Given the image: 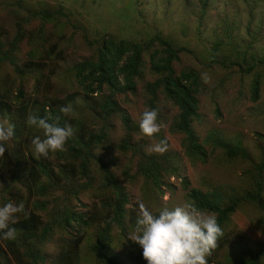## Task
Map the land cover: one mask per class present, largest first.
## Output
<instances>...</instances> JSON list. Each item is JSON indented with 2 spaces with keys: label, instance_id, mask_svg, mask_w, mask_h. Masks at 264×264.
I'll return each mask as SVG.
<instances>
[{
  "label": "trees",
  "instance_id": "16d2710c",
  "mask_svg": "<svg viewBox=\"0 0 264 264\" xmlns=\"http://www.w3.org/2000/svg\"><path fill=\"white\" fill-rule=\"evenodd\" d=\"M126 1L129 15L120 16L121 20L115 9L105 12L110 1L88 0L82 3L85 5L80 6L78 12L81 15L92 12L93 23L100 24L96 29L86 19L84 25L72 22V12L62 5H54L53 0H0V67L10 64L20 80L32 83L29 91L20 86L12 96L13 107L17 106L15 110L0 85V123H4L7 118L15 126V146L5 144V155L0 158V184L3 185L0 187V206L9 201L16 204L22 201L25 211L27 207H31L29 215L18 214L17 223L10 225L17 230L16 239L0 238V264H48L50 261L51 264H81L76 246L78 238L75 236L95 225L94 241L89 252L99 261L105 264H123V259L109 254V249L114 244L113 227H117L119 237L128 245L125 246L128 250L124 255H130L131 264H144L142 259L136 258L141 250L140 246L128 239L131 231L125 220L130 215L125 208L128 195L117 180L115 172L110 170H120V166L116 165V161L97 153V150L107 151L109 130L113 127V121L120 119L123 136L116 150L125 156L130 153L135 158L134 174L129 172L131 162L123 168L122 174L129 181L142 178L144 184L155 189V193L151 195L159 196L160 189L163 185L166 186L164 178L178 170L174 164L180 159L178 155L148 154L143 148L145 143L134 141V136L140 133L139 123H135L123 105H130V100L137 96L141 87L146 109L158 112L157 122L161 125V131L155 136H161L166 127L171 136L180 140L186 158L204 163L207 155L203 146L210 144L214 149H220L228 160L240 159L250 163L247 172L243 174L247 178V185L243 189L219 186L188 189L187 201L195 202L201 211L214 214L223 230L218 247L207 257V264H264V147L258 146L259 159H254L239 142L233 143L222 138L216 130L209 131L203 140L200 139L198 130L203 123V97H207L209 103L214 105L213 112L217 116L218 99L229 80V77L217 78L209 86L208 81L214 78V73L217 70H227L233 76H239L243 82L256 67L261 66L264 70V59L257 58L243 69L236 54L237 48L230 47V43L221 40L223 35L237 27L235 20L230 22L226 19L224 33H227L215 32L217 39L213 44L199 50L189 48L188 42H182L185 31L189 30L186 24L180 25L182 30L179 31V36L165 35L158 32L155 17L152 18L155 21L152 23L154 28L147 30L143 37L141 32L130 38L128 32L132 31L135 19L144 16L139 7L140 0ZM190 2L180 0L179 4L187 10ZM156 5L157 3L154 7L149 3L153 16L158 14ZM207 11L206 3L202 1L199 10L193 11L197 15L198 29L203 25ZM11 17L13 25H9L8 19ZM127 23L130 25L126 26ZM32 24L37 26L29 28ZM69 30H72L70 35ZM75 31L81 32L78 38ZM227 37L230 36L227 34ZM74 42L79 46L83 45L88 56L80 60L71 58L73 53L69 52ZM23 43L29 47L28 59L19 66L18 54ZM224 46L228 50L223 49ZM242 54L246 56L247 52ZM183 58L191 61L197 69L186 64L181 70H177L176 67L183 64ZM61 63L69 64L67 68L76 90L64 97L60 96L52 82ZM228 75L232 76L230 73ZM147 76L150 80H146ZM25 77L26 79H22ZM245 86L238 91L237 100L245 97L253 103L258 102L262 91L259 74L254 73L253 79ZM78 99L83 101L81 111H89L91 118L80 119L76 112L69 116L60 113L62 106L71 105ZM162 102L165 106H162ZM169 108L173 110L172 113ZM163 109L170 114L163 113ZM32 113L41 118L60 115L61 126L65 123L71 127L79 124V128L72 127L74 135L66 142L65 151L35 159L31 140L37 135L43 138V133L26 124L27 116ZM96 121L101 129L98 132L93 129L89 131ZM54 154L57 159L52 158ZM92 166L96 167L101 178V188L107 191L108 196L100 205L99 212L93 208L78 212L72 203L68 204L69 198L71 196L81 203L79 196L87 193L93 184L90 178ZM8 169L11 173L5 179L3 171ZM183 182L187 189V179H183ZM57 190H62L65 196L58 198L54 194ZM242 204H247L257 213L255 224L261 233V241L256 250L240 248L232 254L227 250L223 251L228 243L224 240L225 227L230 216ZM102 209L106 211V218ZM39 212L45 214L44 223ZM132 216L130 215V222H133ZM55 232L63 234V242L52 256L45 252V246ZM234 242L239 244L240 241L235 239Z\"/></svg>",
  "mask_w": 264,
  "mask_h": 264
},
{
  "label": "rangeland",
  "instance_id": "374dc122",
  "mask_svg": "<svg viewBox=\"0 0 264 264\" xmlns=\"http://www.w3.org/2000/svg\"><path fill=\"white\" fill-rule=\"evenodd\" d=\"M179 1L180 0H140L139 7L141 14L144 17L135 19L132 31L128 32L129 37L133 38V36L137 34L140 35L141 32H143L141 35V37H143L145 32L151 29L153 25L152 23L155 21L158 32L177 37L180 35L179 31L182 30L180 25L186 24L189 27V30L185 31L186 35L183 36L181 40L183 43L184 41L188 42L189 48L194 47L199 50L213 44V42L217 39L216 33H227H224V23L226 19L230 22L235 20L237 27L232 28L233 31L230 30L227 33L230 36L229 38L226 34L223 35L221 40H223L224 43H230V47L237 48L236 54L243 65V69H245L247 65L254 63L253 60L257 58L264 59V0H205L207 2L204 0H190V4H187V10L179 4ZM201 1L206 3L208 11L206 18L203 20V25L198 29V23L196 21L197 15L196 13H193V11L196 12L199 10L201 7ZM84 2H88V0H53L54 5H62L67 9V11L72 12V22L84 25L86 23V19L88 23H90L91 27L98 29L100 24L93 23L91 18L92 12H89V14L83 13V15L78 12L79 7L85 5L82 4ZM107 2L110 4H108V6L104 9L106 13L115 9L117 14L119 13V18L120 16L129 15V7L126 0H107ZM149 3H152L154 7L155 3H157V16H153ZM98 10H101V8H98ZM188 13L193 14L188 15ZM117 14L114 16L115 20ZM1 16L4 18V15ZM153 17L156 18L155 21H152ZM8 21L9 25L14 24L12 17L8 19ZM145 23H150L151 25L147 26ZM119 25L121 26V24ZM129 25L130 24L127 23L126 26ZM36 26L37 25L32 24L29 28H35ZM71 33L72 30H69L68 34L70 35ZM74 34L77 35L78 38L81 32L75 31ZM23 44L21 45V50L18 54L19 66H21L28 59L27 52L29 47ZM223 49L228 50V47L224 46ZM245 51L247 54L246 56H243L242 53ZM69 53H73L71 58L76 60H80L88 56V52L85 50L84 46H79L77 42L71 44ZM186 64L192 65L197 69V66H195L191 61L187 60V58H183V64L176 67L177 70H181V68ZM68 66L69 64L66 63L59 64L56 70V76L52 80L54 87L59 90L61 97H64L72 91H76L73 88L75 83L73 81V77H71L69 73V69L67 68ZM262 68L263 67L261 66L256 67L255 70L248 75V77L243 79V82H241L239 76H233L232 73L227 70H217L216 74L214 73V78L208 81L209 86H211L217 78L224 79L229 77V80L225 83L224 88L221 91L220 98L218 99L219 113L217 116H215L213 112L215 108L214 105L209 103L207 97H203L202 103H205L202 111L203 123L198 127L199 137L201 140L208 135L209 131L216 130L222 135V138L233 143L239 142L252 158L259 159L258 146L261 145L264 147V70ZM13 70L14 67L10 64H4L0 67V85L3 87V91H5L6 96L9 98L12 107L14 105L12 96L16 94V91L20 88V86L24 87L26 91H29L32 88V83L27 80H20ZM229 73L232 76H229ZM254 73L259 74L261 77L262 91L260 92L259 101L253 103L245 97L243 100L238 101V91L240 88L246 87V84H249L250 80L254 77ZM22 79H26V77ZM146 80H150V77L147 76ZM142 94L143 90L141 87L137 96L132 97L130 100V105H123V107L127 109V114L129 113L137 124L139 123L141 113L146 109ZM70 106L73 109L72 114H75L74 112H76V116L80 119L84 117L86 119L88 117L91 118V116H89L91 115L89 111H81L83 108L82 100L78 99ZM162 106H165V103H163ZM16 108L17 106L13 107L14 110ZM169 110L172 113L173 110L171 108H169ZM162 112L170 114V112H167L164 109ZM5 120L6 121H3L4 124L9 123L7 118ZM78 125H72V127L79 128ZM122 127L120 119L113 121V127L109 130L110 135L108 136L107 151L97 150V153L101 156H107L109 160L116 161V165L120 166V170H116L114 168L110 170L115 172L117 180L124 187L128 195V203L125 208L127 214L129 213L130 215H133V222H130V215L127 216L125 220L127 225H130V234L133 232L135 227V222L138 216V204L140 202H143L155 214L163 207H167L171 210L186 202L188 189L200 190L207 186H219L226 189H243L247 185V178L243 174L246 173L247 169L250 167V163L248 161L240 159L228 160L220 149H214L210 144H205L203 146L207 155L204 163L192 161L184 156L183 146L178 137L175 139L171 136L165 127L164 133L161 136L147 138L142 136L141 132L134 136V141H137L140 144L145 143V146L143 147L145 153H155L149 150L150 147L160 140H165L168 145V149L165 153H173L178 155L180 158L178 163H174L178 170L174 174H171L168 178H164L166 186L163 185L160 189L158 193L159 196H157V194L152 196L153 193H155V189L150 187L149 184H144L145 182L142 178H136L131 182L127 179L125 174H122L124 171L123 168L127 163L130 164V162L132 163L129 171L130 174H134L136 170L135 158L132 157L130 153H127L125 156L118 153L116 150V146L119 144L120 139L123 136ZM92 129L93 131L98 132L101 129L99 122L96 121L92 126H90L89 131H92ZM7 145L9 147H14L15 142L12 140L11 143ZM52 158L57 159L55 154ZM10 169L3 171V178L6 179L9 176L11 173ZM90 172V178L92 179L93 184L87 193L79 196L81 203H78L71 196L69 198L68 204L72 203L73 208L78 210V212L90 211L92 208L99 212L101 208L100 205L108 196L107 191H103L101 188V178L96 167L92 166ZM179 176L181 178H179ZM182 178L184 180L187 179L188 181L187 189L184 188L185 182H183ZM61 192L62 190H57L54 194L58 196V198H62L65 194ZM148 193L150 196H148ZM81 205H84V207ZM30 209L31 207H27L25 211L27 215L31 213ZM203 212L214 215L206 211ZM102 213L105 216L106 211L102 209ZM20 215L27 216L25 214ZM38 215L41 217L42 223H44L46 221L45 214L39 212ZM257 217L258 215L253 208L248 207L247 204H242L240 208H238L236 212L230 216L229 222L225 227L224 240L228 242V245L226 244L223 251L227 250L234 254V252L238 251L240 248L256 250L258 243L261 241V233L257 228L258 225L255 224ZM95 227L97 226L95 225ZM95 227L79 232V234H76L75 236L78 238V245L76 246H78L77 251L80 255L79 258L81 264H105L89 252L90 245L94 241ZM113 228L112 232L114 244L111 246V249H109V254L123 259V264H131L130 255H124L128 250V247L125 248V246L128 245L122 237H119V230L117 227ZM235 239L240 241L239 244L234 242ZM62 242L63 234L61 232H55L53 238L50 240L48 245L45 246V252L48 255L53 256V254H56L59 250ZM136 258L142 259L143 263L147 264V262L143 259L142 249ZM51 263V261L48 262V264Z\"/></svg>",
  "mask_w": 264,
  "mask_h": 264
},
{
  "label": "clouds",
  "instance_id": "9594fccd",
  "mask_svg": "<svg viewBox=\"0 0 264 264\" xmlns=\"http://www.w3.org/2000/svg\"><path fill=\"white\" fill-rule=\"evenodd\" d=\"M64 116L72 114L70 105L59 109ZM158 112L145 109L139 119V130L144 137L153 138L161 131L157 122ZM26 124L42 131L31 140V146L36 160L47 158L49 153L65 151V144L74 135L71 125L61 126V116L39 117L29 114ZM15 126L11 123H0V158L6 152L5 144H10L14 138ZM168 149L167 142L160 140L150 147L151 152L164 154ZM0 187H3L0 184ZM18 214H25V205L21 201H12L0 206V238L16 239ZM223 236V230L215 215L199 210L195 202L186 201L182 205L169 209L163 207L154 214L143 202L138 204V216L133 232L129 236L134 244L142 249L143 259L147 264H207V257L218 247V241Z\"/></svg>",
  "mask_w": 264,
  "mask_h": 264
}]
</instances>
